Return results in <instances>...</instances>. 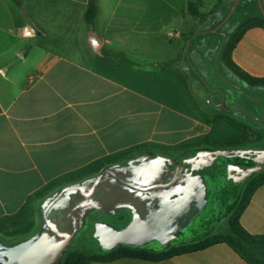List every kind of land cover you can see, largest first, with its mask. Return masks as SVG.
I'll use <instances>...</instances> for the list:
<instances>
[{"label": "crops", "instance_id": "crops-1", "mask_svg": "<svg viewBox=\"0 0 264 264\" xmlns=\"http://www.w3.org/2000/svg\"><path fill=\"white\" fill-rule=\"evenodd\" d=\"M88 1L0 0V217L58 180L136 149L194 151L233 139L264 147V104L242 86H209L192 71L203 47L192 58L190 48L208 24L199 13L212 14L213 27L221 0H200L196 14L188 9L196 0H96L92 27ZM231 60L264 79V28H248ZM196 93L210 100L202 103ZM240 224L264 236V184ZM85 264L248 263L219 243L158 262Z\"/></svg>", "mask_w": 264, "mask_h": 264}, {"label": "water", "instance_id": "water-1", "mask_svg": "<svg viewBox=\"0 0 264 264\" xmlns=\"http://www.w3.org/2000/svg\"><path fill=\"white\" fill-rule=\"evenodd\" d=\"M239 1L234 2L228 15L217 28L228 20ZM257 2L264 15V5L261 0ZM91 41L96 49L97 39L93 34ZM249 153H255L258 162L264 155V151L254 150L202 149L195 157L248 158ZM204 165L206 167V163ZM179 167L173 176L171 175L173 173L165 175L163 183L141 185L116 173L114 169L106 168L85 181L63 186L42 204L41 225L33 237L14 245H6L0 239V264H62L64 256L73 248L85 230L89 217L94 213L113 214L121 210H130L134 213L133 221L125 230L120 231L107 223H99L96 226L95 238L107 248L142 246L149 249H164L205 237L215 230L219 224L217 218H221L235 199L239 191L237 181L244 175H235L231 167L228 170L223 169V174L217 179L205 168L206 170L199 174L200 178L193 182L191 177H188L193 165L185 162L181 171ZM178 184L182 185L180 197L183 196L181 202L184 207L188 203L202 199V196L223 200L212 207H207L201 217L183 220V225L173 231L164 228L162 219L149 216L145 220L143 215L145 210L149 215L156 210H160L161 217L169 214L168 210L173 207L175 198L166 194V191L160 195L159 191L167 189V192H170ZM185 216L184 214L183 217ZM155 230L159 231V236L153 237Z\"/></svg>", "mask_w": 264, "mask_h": 264}, {"label": "trees", "instance_id": "trees-1", "mask_svg": "<svg viewBox=\"0 0 264 264\" xmlns=\"http://www.w3.org/2000/svg\"><path fill=\"white\" fill-rule=\"evenodd\" d=\"M14 1L19 2L20 0ZM199 2L200 0L189 1L188 9L192 14L197 13ZM255 2L257 5L255 9H253L251 5L242 6V0L237 3L234 11L224 24L230 23L232 19L235 21L239 20V22H236L233 25H238L239 30L230 38L229 41H225L220 46V54L222 56V60H225L227 67L240 79L244 80L251 86L264 87V79L254 78L244 73L242 70L237 68L231 60L232 50L234 49L239 39L242 37L243 33L248 28H264V15H262L261 13L258 2ZM261 2L262 5H264V0H261ZM97 13L98 7L96 0H89L87 9L85 11V21L90 27L93 26ZM226 15L227 14H224L223 17H221L219 21H217L216 25L224 20ZM203 46L204 45H200V47ZM218 83H223V81L220 80L218 81ZM216 120H226L232 126L239 127V125H237L230 119H223L221 117H218ZM239 141H241V139L208 142V145H230L236 144ZM145 153L151 152L146 151ZM129 161H131V159L122 161L121 163L125 164ZM111 169H114V166H111ZM262 184H264V173H260L249 182H246V189L243 191L239 202L237 203V205L233 206L226 215L229 234H224L222 232H213L199 240L164 249H149L140 246H115L107 248L101 244L99 245V254H91L72 249L66 253L62 260V264H85L89 262L108 263L119 259H139L150 262H158L161 260L172 258L176 255L199 251L219 243L228 245L241 259H243L248 264H264V236L250 234L240 224L241 214L250 202L251 196L254 191ZM45 194L46 190L29 195L26 198L24 204L18 209V211L13 214L0 217V232H3L6 235H18L27 233L33 226V221L31 219L33 213V204L35 201L42 199ZM49 197L45 198L40 203V211L42 204Z\"/></svg>", "mask_w": 264, "mask_h": 264}, {"label": "rangeland", "instance_id": "rangeland-1", "mask_svg": "<svg viewBox=\"0 0 264 264\" xmlns=\"http://www.w3.org/2000/svg\"><path fill=\"white\" fill-rule=\"evenodd\" d=\"M217 0H208V2H215ZM236 0H221V8L219 4L216 5L217 10L216 12H220L221 17H223L224 14L229 13L231 7L233 6L234 2ZM257 0H242V6H250L255 9L257 7L256 2ZM259 6V5H258ZM236 7V6H235ZM202 8V7H201ZM235 9V8H234ZM206 10V9H205ZM234 11V10H233ZM226 15V16H227ZM200 21L201 23H208L204 30L201 31V35L205 34V36H201L199 39L194 41V45L190 48L189 56L192 58V54L197 48L198 45H204L203 48L199 51V60L198 58L193 59L192 58V71L198 78L205 80L207 82V85L210 86L213 82L218 83V80L222 81H230L233 85L242 86L244 88L243 94L247 97H251L252 99H257L260 103L264 104V89H259L258 87H254L249 85L244 80L240 79L237 75H235L226 65L225 60H222V56L220 54V46L226 41H229L230 38L236 34L239 30V26H233L236 22H239V20H231L230 23L224 24L221 27L217 28L218 25L223 21H221L218 25H214L213 27L210 22V19L212 17V14L210 13H199ZM218 16V15H217ZM219 21V20H218ZM217 29V32L215 30ZM207 32V33H206ZM209 33V34H208ZM199 61V62H198ZM228 85L225 84L224 89ZM230 87V86H229ZM228 87V88H229ZM223 90V85H222ZM223 92V91H222ZM197 98L200 102L206 103L210 100L209 97L202 95L201 93H196ZM215 100H213V103ZM211 145V144H209ZM204 146H208V143H205ZM223 145H212L210 148L212 151L213 149H219L222 148ZM178 149H167V148H150V149H136L134 151H131L127 154H122L119 156V158L105 161L101 166L99 167H91L86 170H83L80 174L77 175H69L64 179L58 180L57 182L49 185L46 188V194L42 199H39L34 202L33 204V213L31 216V219L33 221L32 228L25 234H18V235H6L3 232H0V239L1 241L6 245H14L18 244L20 242L26 241L33 237L40 228L41 225V215H40V203L45 198L53 195L55 192H57L60 188L63 186L78 183L85 181L89 178H92L99 174L104 168L122 162L129 159H132L140 154H142L145 151H150L154 153H163L171 155L173 153H176ZM250 175L249 177H251ZM247 177V179L249 178ZM256 177V176H255ZM254 178V177H253ZM252 178V179H253ZM251 179V180H252ZM249 182V181H248ZM246 182L244 184H239V191L235 197V199L232 201V203L229 205V207L223 212L221 215V221L215 228L213 232H222L224 234H229V229L227 225L226 215L230 211V209L237 205L239 202V199L243 193V191L246 189ZM117 215H110V216H98V219L101 221H104L106 223L114 224L115 226H119V222L116 220ZM95 216H90L87 226L85 230L81 233L79 238L77 239L75 245L72 249L83 251L86 253L91 254H99L100 248H99V242L95 238L94 234L92 233L91 228L93 227V221L95 220ZM211 232V233H213ZM210 233V234H211ZM71 249V250H72Z\"/></svg>", "mask_w": 264, "mask_h": 264}, {"label": "flooded vegetation", "instance_id": "flooded-vegetation-1", "mask_svg": "<svg viewBox=\"0 0 264 264\" xmlns=\"http://www.w3.org/2000/svg\"><path fill=\"white\" fill-rule=\"evenodd\" d=\"M222 91H223L222 94L225 93L224 88ZM211 147L212 145H208L194 151L179 150L171 155L163 154V153H154V152L142 153L132 158L131 161L125 164L119 163L118 165H115L114 170L116 173L124 177H127L129 178V180H133L141 185H149V184L161 183V182L163 183L165 181L163 180L165 175L169 173L170 174L173 173L171 174L173 176L174 172L178 169V166H180L179 168L181 171L183 164L185 162L186 163L190 162L193 165L192 169L190 170V174L188 175V177H191L193 182H195L196 178H200L199 174L202 172V170L203 171L206 170L205 168H207V170L213 174V177L220 179L221 175L223 174V169L228 170L229 168L232 167L233 173L235 175H240V176L244 175L241 179L237 181L238 185L250 181L253 177L257 176L260 173H264V155H262V157L259 158L260 162L257 161L258 157L255 153H251V154L249 153L250 155H247L248 158H242V157L232 158L226 156H220L216 158L195 157L196 153L199 150L202 149L211 150L210 149ZM228 150L264 151V147L245 148L242 145V143H236L230 145H223V147L219 149H213V151H228ZM205 163H206V167L204 165ZM250 175L252 176L249 177ZM247 177L249 178L247 179ZM153 180L155 181L153 182ZM181 189H182V185L178 184L174 186V188L170 192H167V189H163L159 191L160 195H162V193L166 191V194H168L173 199L175 198L173 207L170 210H168L169 214L165 215L164 217L163 216L161 217L160 210H156V212H153V214L150 215L146 213L145 210L144 211L145 213L143 214L144 219L147 220L149 216H152L153 218L156 219H162V221L165 224L164 228L173 231L183 225L184 222L183 220H187L190 217L193 218L201 217L204 213V210L207 207H212L223 200L220 199L219 201L217 197L202 196V199L188 203L186 207H184L183 203L181 202L183 196L182 198L180 197ZM184 214L186 215L185 217H183ZM196 214L198 215L195 216ZM110 215H117L116 220L119 222V226H115L114 224H110V223L107 224L114 226L120 231L125 230L134 219V213L130 210H121L113 214L94 213L92 216H95L96 219L93 221V227L91 228L94 236L96 233V226L99 223H106L104 221L99 220L98 216H110ZM217 219L220 222L221 218H217ZM156 226L157 225H155V227ZM158 233L159 231L158 232H156V230L153 231V237L159 236ZM175 246L178 245L169 246L167 248L175 247Z\"/></svg>", "mask_w": 264, "mask_h": 264}]
</instances>
